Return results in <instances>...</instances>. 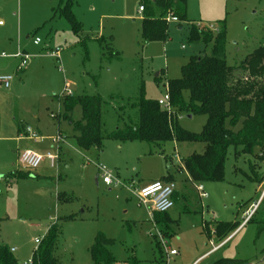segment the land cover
Returning a JSON list of instances; mask_svg holds the SVG:
<instances>
[{
    "label": "rangeland",
    "instance_id": "rangeland-1",
    "mask_svg": "<svg viewBox=\"0 0 264 264\" xmlns=\"http://www.w3.org/2000/svg\"><path fill=\"white\" fill-rule=\"evenodd\" d=\"M67 1L77 28L60 13ZM141 4L0 0V53L5 54L0 56V71L12 74L9 88L0 89V242L14 248L12 255L23 263L32 257L34 240L43 239L55 225L59 264H92L89 248L97 233L111 241L107 249L112 264H191L219 242L213 233L217 222L236 227L255 211L251 221L246 219L217 250L194 264H215L223 258L264 264V230L257 234L264 214V147L246 153L229 146L220 180L192 181L181 159L201 153L202 142L104 137L100 149L87 152L77 147L70 126L60 117L64 110L54 96L98 95L106 134L136 121L138 98H162L167 80L180 76L190 56L204 52L203 45L187 40L191 23L211 30L224 24L229 65L264 46V0H186V20H169L165 40L147 42L140 35ZM34 37L39 44L32 43ZM19 51L28 58L17 69L20 59L14 55ZM183 97L186 100L187 93ZM167 111L193 133H199L206 120L170 103ZM71 116L80 117L79 105ZM20 122L29 125L36 138L15 141ZM58 133L62 141L52 142ZM28 149L56 159L51 166L44 157L28 170L17 161ZM101 166L110 184L102 182ZM167 177L177 198L167 211L174 222L164 236L135 190L140 182ZM199 184L205 197L199 195ZM170 249L176 253L168 255Z\"/></svg>",
    "mask_w": 264,
    "mask_h": 264
},
{
    "label": "trees",
    "instance_id": "trees-1",
    "mask_svg": "<svg viewBox=\"0 0 264 264\" xmlns=\"http://www.w3.org/2000/svg\"><path fill=\"white\" fill-rule=\"evenodd\" d=\"M141 38L147 42L165 40L167 16L177 21L186 20V0H141ZM60 13L74 28L79 26L69 8V1L60 8ZM190 43L203 45L204 52L192 55L180 69V76L167 80L166 91L172 107L191 114H203L205 123L199 133L184 130L166 109L155 99L141 96L135 102L137 119L106 134L100 117L101 100L98 95L54 96L63 107L60 116L72 127L77 147L89 151L100 149L104 137L118 140H138L146 143L202 142L201 153H191L181 159L182 168L192 181H217L223 176V164L229 146H240L246 153L264 147V46H258L243 60L229 65L224 56L225 27L214 30L191 23L187 32ZM187 93L185 100L183 94ZM79 105L80 117L74 120L73 108ZM59 120V118H57ZM240 127L236 129L237 124ZM19 175V174H18ZM170 177L165 180L169 181ZM63 195V194H62ZM60 194L57 195L58 200ZM176 197L173 192L172 199ZM251 213L246 222L254 218ZM257 234L264 230V214L260 216ZM152 220L160 235L167 236L174 222L165 212H153ZM242 222V221H241ZM234 227L231 222H217L213 233L218 241L224 240ZM234 227V228H233ZM233 228V229H232ZM231 232L228 234V231ZM56 226L49 228L35 248L30 264H59L54 255ZM111 241L97 233L89 248L92 264H112L113 258L107 246ZM264 252V248H263ZM242 259L223 258L215 264H243ZM0 264H22L10 249L0 242Z\"/></svg>",
    "mask_w": 264,
    "mask_h": 264
},
{
    "label": "built area",
    "instance_id": "built-area-1",
    "mask_svg": "<svg viewBox=\"0 0 264 264\" xmlns=\"http://www.w3.org/2000/svg\"><path fill=\"white\" fill-rule=\"evenodd\" d=\"M138 9L139 11H142V6L140 5ZM169 20L177 21V18L171 14H168L167 21ZM32 43L34 45H37L40 43V39L38 37H34ZM56 53H57V49H56ZM0 56H5V54L2 52L0 53ZM14 57H18L20 59L17 69H19L21 66L26 65V61L28 58V55L26 53L19 51L15 53ZM11 79H12V74L1 73L0 89L9 88ZM157 101L162 108L166 110L169 109V96L167 91L163 95V97L158 99ZM27 132H29L31 136H35L34 133H31L29 128H27ZM58 141H62L61 135L57 134L56 136L52 137V142L57 143ZM44 157H47L49 159L51 166L53 165L54 160L56 159V156L50 153L41 155L31 150H24L18 154L17 161L18 164L30 170V169H35ZM99 170L102 171L101 176L103 183L110 184L111 179L104 170V168L101 166L99 167ZM196 188L199 191V195L201 197L206 196V192L203 191L202 185L199 184L196 186ZM173 192H174V183L172 181H159V180L146 183L143 186L139 187L137 190H135V194L138 198L139 203H142L149 207V215L151 218L153 212H165L168 211L173 206V199H172ZM249 216L250 214H248L247 218ZM40 241L41 239L34 240V242L36 243V247L40 243ZM163 245L165 246L166 244L163 242ZM10 251L13 252L14 248H11ZM175 253L176 251L174 249H170L168 251V255H173ZM30 263H31V259H28L22 264H30Z\"/></svg>",
    "mask_w": 264,
    "mask_h": 264
},
{
    "label": "crops",
    "instance_id": "crops-1",
    "mask_svg": "<svg viewBox=\"0 0 264 264\" xmlns=\"http://www.w3.org/2000/svg\"><path fill=\"white\" fill-rule=\"evenodd\" d=\"M139 8V7H138ZM1 73H9V72H6V71H0V74ZM9 74H11V73H9ZM69 125V124H68ZM70 126V125H69ZM27 128H29L30 129V127H29V125H24L23 123H19V125L17 126V128H16V130H15V141H20V140H22V139H24V138H26V137H30L31 135H30V133L29 132H27ZM70 128H71V130H72V127L70 126ZM31 133H34L35 134V132H31ZM59 135H61L60 133H58ZM74 135V132L72 131V135L71 136H73ZM32 137V136H31ZM33 138H36V135L35 136H33ZM52 140V139H51ZM67 139L65 138V140L64 141H66ZM28 150H31V149H28ZM90 152H91V150H89ZM89 151H87V152H89ZM63 154V153H62ZM58 156H60V154H58ZM57 158H59V157H57ZM51 165V164H50ZM153 181H156V180H153ZM160 181V180H159ZM169 181H172L171 180V178L169 179ZM103 182V181H102ZM152 182V181H151ZM173 182V181H172ZM149 183V182H148ZM105 184V183H104ZM144 184H146V183H144V182H140V183H138L137 185H138V188L139 187H141V186H143ZM107 185V184H106ZM137 188V189H138ZM174 191H175V188H174ZM177 198V193H176V197L174 198V201H173V206H174V202H175V199ZM172 206V207H173ZM171 207V208H172ZM245 220H246V218L241 222V224L239 225V226H241L244 222H245ZM238 226V227H239ZM237 227V228H238ZM237 228L234 230V231H232L224 240H222L221 242H218L217 244H216V246H212L210 249H208V250H206L205 252H203L202 254H200L191 264H194V262H196L197 260H199L200 258H203V257H205L206 255H209V253H212V252H214L215 250H217L218 249V247L225 241V240H227L236 230H237Z\"/></svg>",
    "mask_w": 264,
    "mask_h": 264
}]
</instances>
